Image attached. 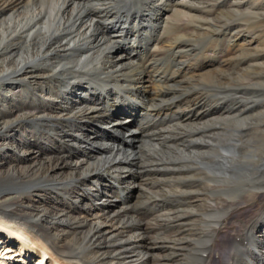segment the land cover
<instances>
[{
  "label": "bare ground",
  "instance_id": "1",
  "mask_svg": "<svg viewBox=\"0 0 264 264\" xmlns=\"http://www.w3.org/2000/svg\"><path fill=\"white\" fill-rule=\"evenodd\" d=\"M226 1L0 0V264H31L34 260L39 264L37 258L44 252L49 264H212V254L219 253L215 240L226 231L232 232L228 235L233 246L223 264H264V126L261 132L251 134L233 126L245 121L253 130L255 118H264V113H250L249 122L239 109L226 114H221V109L220 114L205 116L204 121L187 120L192 113L198 116L205 110L212 115L220 104L216 100L212 106L206 103L210 97L191 87L193 78L185 82L195 95L193 104L183 107L181 100L151 110L138 105L141 96L149 101L170 90L152 80L144 61L137 57L143 49L141 40L149 43L147 50L153 56L169 53L172 65L168 70L180 63L179 70L157 71L156 77L161 76L163 82L174 80L180 70L191 77L211 74L210 81L217 82L216 74L223 71L220 64L198 62L190 67L179 62L176 53L186 46L185 40L175 37L184 36L187 30L209 36L227 24L228 30L244 25L231 18L248 17V11L237 4L251 7V0H229L231 10H219ZM232 31L228 47H236L235 51L255 38L252 32L247 39L245 31ZM162 36L165 40L161 43ZM257 56L261 59L253 64L249 61V65L264 72V52ZM240 61L234 59V65ZM224 74L227 79L234 78ZM194 82L198 86L199 82ZM111 83L128 93L124 103L118 93L115 99L111 97ZM250 86L234 88L253 94L249 106L255 110L264 104V85ZM100 104L116 111L98 122L95 118L105 117ZM199 104L208 108L202 110ZM145 115L152 121L177 115L189 127V136L168 126L159 128L180 142L165 145L170 141L166 136L152 139L147 147L149 154L157 157L154 164L149 163L152 156L134 144L144 129L140 119ZM94 120L101 125L95 126ZM224 121L229 128L220 126ZM67 125L70 127L65 128ZM159 129L156 131L162 132ZM19 131L25 133L18 137ZM205 131L210 132L205 135ZM193 133L197 135L193 137ZM260 145L261 153L256 149ZM131 162L175 165H167L178 180L169 190L170 198L187 211L174 213L172 207L152 196L142 200L143 187L134 182ZM241 204L258 207L238 222L234 215ZM199 208L208 217L199 218ZM191 214L202 219L192 232L185 222Z\"/></svg>",
  "mask_w": 264,
  "mask_h": 264
},
{
  "label": "rangeland",
  "instance_id": "2",
  "mask_svg": "<svg viewBox=\"0 0 264 264\" xmlns=\"http://www.w3.org/2000/svg\"><path fill=\"white\" fill-rule=\"evenodd\" d=\"M170 1V0H169ZM262 2V3H261ZM169 3H171V2H169ZM229 3V0H227L226 2H225V4L224 5H222V6H219V10H225L226 8L228 9L229 7L227 6V4ZM260 4H262V5H260ZM237 5H239V7L241 8V10L242 9H244L245 11H248V13L250 14L248 17L247 16H243V15H241V16H238L237 18L236 17H234V18H231V20H236V22H238V23H243L244 22V25H242V26H244V27H242V26H238V27H233L234 29L236 28V29H238L239 31H243L242 33H244V31H245V34L248 36L247 37V39H249V38H251L250 37V33L252 32V34L255 36V38L254 39H252L251 40V43H249V45L248 46H246L245 48H247L248 47V49H243V47H241L240 49L239 48H237L236 50L237 51H235V48H232V46L229 48L228 46V44H231L232 42H229L230 41V34L233 32L232 30H234V29H230V30H228L227 28H230L229 27V25L227 24V25H224L220 30H216L215 31V33H214V35H204V34H198V33H196V34H189L188 32H190V31H186V34H189L188 36H186V34L183 36V35H181V36H177V35H175V36H177V37H175V38H180L181 37V39H183V41L185 40V42H184V46H186V50H184L183 52H179V53H176V55L178 56V60H179V62H187V64H189V66L190 67H193V64L195 65V63L197 64L198 62H206V64L207 63H212L213 62V64L214 63H216L217 65H218V63L220 64V66L223 68L222 70L223 71H220V72H218L217 74H216V76L215 77H217V82H214V81H210L211 80V74H204V75H202V76H193V77H191V75H190V73H188V72H186V71H183L182 72V70H180V71H177L176 72V78L174 79V80H171V81H168V82H163V78L160 76V78H161V80L160 81H158L160 78L159 77H156V74L158 73L157 71H163V70H165V71H168V72H171L172 70L173 71H175V69H177V70H179L178 68H179V66H180V63H179V65H175V66H173V67H171L169 70H168V66H170V65H172V63H171V58H170V55H169V53H155V55L153 56V54H151L147 49H148V44H144V42H146L145 40H141V42L142 41H144V42H142V43H140V45L142 46V48L144 49H142V51H141V55L139 54L137 57L139 58V59H142V61H144V67H145V69H147L148 71H149V73H150V76H151V79L152 80H156L157 82H160L164 87H169L170 88V90H169V94H167V95H165L164 97H156L155 99H152V100H149V101H147L148 100V98L147 97H143V96H141V98H143V99H141L142 100V103H138V105H139V107L142 109V107H143V109H147V110H151V109H155V108H167V107H169L173 102L175 103V102H179V101H181L182 100V102H183V107H185V103H186V105H187V103L188 104H193L195 101H196V99H195V95L193 94V93H191V92H189V89L185 86V82H188L189 81V79L190 78H193V79H190V84H192L191 85V87L194 89V88H199L200 89V92H202L205 96H207V97H210V98H208L207 99V102L206 103H210V105L212 106V103H213V101L214 100H216L217 102L218 101H220L219 103V105H218V108H215L213 111H216V112H213L212 113V115L210 114L209 115V112H207L206 110L205 111H203V112H201L202 114H205V115H202V114H199L198 116L197 115H195V113H192L191 114V116H190V118L189 119H187V120H195V121H204V120H206V118H208V117H213L214 116V114L215 115H217V114H226V113H234V112H236L238 109H239V112H240V114H241V117L243 118V119H246V121H249L248 119H249V114L250 113H253V112H255V111H257V115H260V114H262V113H264V104H259V105H261L259 108L258 107H255L256 109L254 110L253 109V107H251V106H249L250 105V103H253L254 102V99L252 98V95H251V93L249 92V90L248 91H246L245 89H236V88H234V87H237V86H248V87H250L251 88V84L253 83H258V84H261V85H264V72H262V69H260V67H257V69H254V67H252L251 68V65H249L250 64V62L249 61H251V63L253 64L255 61H257L258 60V58H260V57H258L257 56V54L258 53H260V52H264V0H251V4H250V6L251 7H249L248 6V4H246V3H243L242 5L241 4H237ZM223 7V8H222ZM246 7V8H245ZM248 7V8H247ZM229 10H231L230 8H229ZM220 13V12H219ZM217 15V14H216ZM212 16H214V14H212ZM218 16V15H217ZM217 16H215L216 17V19H217ZM223 20H224V18H222ZM222 19H218V20H222ZM230 20V19H229ZM228 20V21H229ZM225 21V20H224ZM246 24V25H245ZM246 26V27H245ZM245 28H246V30H245ZM224 29V30H223ZM243 29V30H242ZM219 31H221V32H219ZM263 31V32H262ZM249 32V33H248ZM220 34V35H219ZM191 35V36H190ZM195 35V36H194ZM196 35L198 36V35H200L199 37H196ZM202 35V36H201ZM192 36H194V37H192ZM187 37V38H186ZM244 37V36H243ZM165 37L164 36H162V37H160V39H159V42H161L162 43V41L163 40H165L164 39ZM196 38H197V40H196ZM199 38V39H198ZM205 38V39H204ZM208 38H209V40H208ZM216 38V39H215ZM228 38V39H227ZM141 39V38H140ZM171 39L174 41V39H173V37H171ZM188 39H190V40H188ZM204 39V40H203ZM224 39V40H223ZM214 40H216V42L218 43H215V41ZM218 40V41H217ZM123 41H126V40H124L123 39ZM189 41V42H188ZM193 41H195V42H193ZM200 41V42H199ZM254 41V42H253ZM209 44H208V43ZM214 42V43H213ZM186 43V44H185ZM196 43H198V44H196ZM212 43V44H211ZM239 43V42H238ZM145 45V46H144ZM189 46V47H188ZM191 46H193V47H191ZM223 46V47H222ZM226 46L229 48L228 50H226ZM194 47H197L196 49L194 48ZM124 48H125V46H124ZM214 48V49H213ZM185 49V48H184ZM190 50V52H189V50ZM192 49V50H191ZM194 49V50H193ZM128 50V49H127ZM239 50H240V52H239ZM245 51V53H244V51ZM260 52H259V51ZM204 51V52H203ZM235 51V52H234ZM246 51H247V53H246ZM233 52V53H232ZM239 52V53H238ZM249 52V53H248ZM250 52H252V53H250ZM256 52V53H255ZM145 53H146V55L148 56H146L145 55ZM228 53V54H227ZM137 54V53H136ZM168 54V55H167ZM208 54V55H207ZM229 54H230V56H229ZM233 56H232V55ZM237 55V56H235V55ZM247 54V55H246ZM167 55V56H166ZM210 55V56H209ZM216 55V56H215ZM251 55V56H250ZM183 56V57H182ZM208 56H209V58H208ZM211 56H212V58H211ZM229 56V57H228ZM240 56H241V58H240ZM250 56V57H249ZM146 57V58H145ZM215 57H217V58H215ZM149 58V59H148ZM244 58V59H243ZM248 58V59H247ZM143 59H145V60H143ZM151 59V60H150ZM216 60L217 59V61H214V60ZM234 59H238V61L239 60H241L237 65H234ZM247 61H246V60ZM252 59V60H251ZM261 59V58H260ZM148 60V61H147ZM169 60V61H168ZM180 60H182V61H180ZM213 60V61H212ZM225 61V63H227V64H224V61ZM147 61V62H146ZM232 61V62H231ZM245 61V62H244ZM223 62V63H222ZM263 62H264V58H263ZM242 63V64H241ZM148 64V66H146ZM169 64V65H168ZM152 65H153V67H152ZM226 65V66H225ZM229 65V66H228ZM246 65V66H245ZM150 66V67H149ZM234 66V67H233ZM143 67V68H144ZM152 67V68H151ZM156 67V68H155ZM226 67V68H225ZM233 67V68H232ZM160 68V69H159ZM196 68V67H195ZM229 68V70H227ZM232 68V69H231ZM249 68V69H248ZM153 69V70H152ZM235 71H234V70ZM227 70V71H226ZM249 70V71H248ZM155 71V72H154ZM154 74H152V73ZM221 72H224V73H230V74H232V77H234L233 79H227V77H225L224 75V73H221ZM239 73L240 75L239 76H237L236 74L237 73ZM252 72V73H251ZM256 74H254V73ZM187 73H188V76H187ZM259 73V74H258ZM224 74V75H223ZM245 74V75H244ZM252 74H253V76H252ZM258 74V75H257ZM263 74V75H262ZM244 75V76H243ZM247 75V76H246ZM262 75V76H261ZM179 76V77H178ZM205 76V77H204ZM214 76V75H213ZM261 76V77H260ZM135 77H137V75H135ZM185 77V78H184ZM187 77V78H186ZM194 77H195V79H194ZM223 77V78H222ZM257 77V78H256ZM260 77V78H259ZM219 78H220V81H219ZM224 78H226V79H224ZM245 78V79H244ZM202 79L203 80H205V81H202ZM240 79V80H239ZM249 79H250V81H249ZM255 79H257V80H255ZM194 80H197L200 84L203 82V83H207L208 81L210 82H208L207 84H205V86L203 87L202 86V84L199 86V83H198V86L195 84V82H194ZM227 80V81H226ZM230 80V81H229ZM234 80V81H233ZM235 80H237V81H235ZM263 80V81H262ZM176 81V82H175ZM180 81V82H179ZM216 84H214V83ZM231 82V83H230ZM250 82H252L251 84H250ZM164 83V84H163ZM229 83V84H228ZM178 84V85H177ZM180 84H181V86H180ZM211 84V85H210ZM196 87H195V86ZM111 86H113L112 88H111ZM117 86V87H116ZM207 86V87H206ZM217 86V87H216ZM108 87H110L109 88V91L110 90H112V92L110 91L109 93H112L111 94V97H113L114 96V94L115 93H118V95L119 96H121V97H119V99H121L122 100V103H124L125 101H124V98L126 97V96H128V93L126 92L125 93V91L123 92V88H122V86H119V85H116V84H114V83H111ZM118 87H121L122 88V90H120ZM185 87V88H184ZM220 87V88H219ZM116 88H118V89H116ZM183 90H182V89ZM191 88V89H192ZM226 88V89H225ZM171 89H172V91H171ZM173 89H175V90H173ZM186 89H188V90H186ZM178 90V91H177ZM185 90V91H184ZM218 90V91H217ZM121 91V92H120ZM183 91V92H182ZM243 91V92H242ZM188 93H190L191 94V96L193 97V100H192V97L190 96V94H188ZM172 94V95H171ZM182 94H183V96H182ZM180 96V99H177V97H179ZM185 96H187V98L185 97ZM115 97V96H114ZM113 97V98H114ZM182 97V98H181ZM147 98V99H146ZM159 98V99H158ZM164 98V99H163ZM184 98H186L185 100H184ZM115 99V98H114ZM176 99V100H175ZM188 99V100H187ZM195 99V100H194ZM211 99V100H210ZM156 100V101H155ZM166 100V101H165ZM154 101H155V104H154ZM158 101V102H157ZM161 101V102H160ZM187 101V102H186ZM194 101V102H193ZM209 101V102H208ZM253 101V102H252ZM148 104H147V103ZM152 102V103H151ZM166 104H165V103ZM192 102V103H191ZM150 103V104H149ZM146 104V105H145ZM157 104H160V105H157ZM163 104V105H162ZM256 104H258V103H256ZM142 105V106H141ZM148 105V106H147ZM153 105V106H152ZM205 105V104H204ZM223 107H222V106ZM101 106V107H100ZM100 108L102 109V113H103V115L105 116L104 118L103 117H99V119L98 118H95V120L96 121H98V122H101V121H106L107 120V118H106V116H108L107 114H110V115H112L116 110H115V108L113 109V110H107L108 109V107H107V105H104V104H100ZM123 106V105H122ZM150 106V107H149ZM155 106V107H154ZM163 106V107H162ZM173 106V105H172ZM229 106V107H228ZM233 106V107H232ZM249 106V108H250V110H249V108H247V109H245L246 107H248ZM198 107L199 108H202V110L203 109H205V108H208L207 107V105H205V106H203V104H199L198 105ZM231 107V110H229V108ZM227 108V109H226ZM236 108V109H235ZM217 109V110H216ZM223 111H222V110ZM235 109V110H234ZM115 110V111H114ZM220 110L222 111V112H220ZM260 110V111H259ZM113 111V112H112ZM243 111V112H242ZM207 114H206V113ZM220 112V113H219ZM226 112V113H225ZM112 113V114H111ZM245 115H246V118H245ZM204 116V117H203ZM205 116H207L206 118H205ZM145 117V118H144ZM143 117V119L141 118L140 119V124H143L142 125V127L141 128H144V129H142V133L140 132V136L135 140V142H134V144H135V146L137 147V145L136 144H140V147L142 148L141 150L143 151V152H146V153H150L149 151V148L147 147L148 145L147 144H149L150 142L151 143H153V141H151L152 139H156L157 137V139H161V138H163V137H165V139L168 141V140H170V141H168V142H164L165 143V145H167L168 143L169 144H173V143H176V144H178V142H180V140H178V138H174L173 139V137H174V135L171 137V136H167V135H165V133L163 132L166 128L165 127H167V128H171L175 133L176 132H179V133H181V134H184V135H188L189 133H188V126H186V125H184L183 124V122H186V120L185 119H183L182 117H180L179 119L177 118L178 116L177 115H174V116H171L170 118H166V119H168V120H161V119H156V121H152L153 119L151 118V117H149V116H144ZM204 118V119H203ZM103 119V120H102ZM256 120H257V123L255 124V128L253 129V130H250L249 129V127H246V125H244V122L245 121H243V122H234L233 123V126H234V128H236V129H238V128H242L243 130H246V133H247V131H248V134L250 133L251 134V131L252 132H261L262 130H263V126H264V123H263V121H264V118H262V117H260V116H258L257 118H255ZM93 121V123H94V125L95 126H100L101 124L100 123H98V122H96V121ZM101 120V121H100ZM171 120H173V121H171ZM178 120V121H177ZM181 120V121H180ZM87 121V124H89L88 123V120H86ZM176 122V123H175ZM250 122V121H249ZM249 122H246V123H249ZM96 123V124H95ZM181 123V124H180ZM235 124V125H234ZM237 124V125H236ZM240 124L243 126H240ZM163 126V127H162ZM172 126V127H171ZM220 126L222 127V128H229V123L228 122H226V121H224V122H221V124H220ZM238 126V127H237ZM62 127H65V126H62ZM70 126L69 125H67L65 128H69ZM162 127V129H164L163 131L161 130V129H159V128H161ZM157 128L159 129V130H161L162 132H157L158 130H157ZM25 129H28V127L27 128H25ZM149 129H152V130H149ZM217 129V128H216ZM157 130V131H156ZM154 131V132H153ZM181 131V132H180ZM211 131V130H210ZM210 131H205L204 132V134L206 133V134H208ZM155 132H157V133H155ZM212 132V131H211ZM21 133H25V132H23V131H19L16 135L19 137V135L21 134ZM152 133V134H151ZM161 133H163L164 135H162ZM213 133H214V131H213ZM36 134V132L34 133V135ZM154 134V135H153ZM194 134V133H193ZM205 134V135H206ZM143 135V136H142ZM146 135H148V137L146 136ZM152 135V136H151ZM158 135V136H157ZM190 135V134H189ZM188 135V136H189ZM197 134H194L193 135V137L194 136H196ZM144 136L146 137V139L144 138ZM155 136V137H154ZM162 136V137H161ZM141 137V138H140ZM152 137V138H151ZM169 137H171V138H169ZM192 137V136H191ZM142 139V140H141ZM165 139H163V140H165ZM176 139V140H175ZM23 140H26V139H24L23 138ZM140 141V142H139ZM145 141H148V142H145ZM141 142L143 143V144H141ZM145 143V144H144ZM163 143V144H164ZM167 143V144H166ZM255 145V144H254ZM258 145V144H257ZM146 148V149H145ZM263 148V146H257L256 147V149L259 151V153H261L262 152V149ZM246 151H253V149L252 148H244ZM147 154V155H148ZM149 155H151V154H149ZM152 156V155H151ZM150 156V157H151ZM147 157V156H146ZM152 157H154V158H152ZM150 159H149V157H147V159H145V160H147L148 161V159H149V163H155V161H156V163H157V157H156V155L154 154V156H152ZM140 158V157H139ZM138 158V159H139ZM143 158V157H142ZM137 159V160H138ZM144 159V158H143ZM143 159H141V161L143 160ZM145 160H143V161H145ZM155 160V161H154ZM148 162H143V163H134V162H131V171H133V173H134V182L136 183V184H138V187L139 188H142L141 189V191H144L143 193L141 192V194L142 195H140V198L142 199V200H144V196L146 197H149V196H152V197H154V198H156V199H158V200H162V203H164V204H166V205H169L170 207H172V210L174 211V213H176V212H181V213H183L184 211H187V209L185 208V206H183L180 202H175V201H172V199L170 198V195H172V193L171 192H169V190H172L173 188H175L176 187V185H175V183H177V181H176V177L174 178L173 176L174 175H176L175 173H173L172 171L173 170H171L170 168H173V167H175V165H173V164H170V163H163L164 165V167H166L167 165H169V167L167 166L166 168H164L163 166H159V165H153V166H149L150 164H148ZM134 163V164H133ZM173 167H172V166ZM137 166V167H136ZM144 166V167H143ZM149 166V167H148ZM145 167H146V169H145ZM153 167V168H152ZM158 167V168H157ZM135 168H136V170H135ZM138 168V169H137ZM148 168V169H147ZM152 168V169H151ZM157 168V169H156ZM142 169V170H141ZM144 170V171H143ZM146 170V171H145ZM150 170H151V172H150ZM154 170V171H153ZM141 171V172H140ZM155 172V173H154ZM157 172V173H156ZM159 172L161 173L162 172V174H159ZM165 172V173H164ZM171 172V173H170ZM138 173H140V174H138ZM144 173V174H143ZM146 173H147V175H146ZM152 174V175H151ZM159 174V175H158ZM166 174V175H165ZM146 175V176H145ZM156 175H158V176H156ZM170 176V178H169V176ZM173 175V176H172ZM144 176H145V179H144ZM164 176V177H163ZM147 177H149V179L150 180H152V181H150ZM158 179H157V178ZM166 177V178H165ZM143 178V181L141 180ZM152 178V179H151ZM165 178V179H164ZM153 179H155V180H153ZM161 179V180H160ZM173 179V180H172ZM147 180L150 182H148L147 183ZM167 182H166V181ZM171 181L170 182V184H169V186H168V183H169V181ZM141 183H140V182ZM158 181V182H157ZM161 181V182H160ZM140 184H139V183ZM155 182V184H152V183H154ZM175 182V183H174ZM142 183H144V184H146V185H144V184H142ZM147 184H149V185H147ZM171 184H174V185H171ZM160 185V186H159ZM142 186V187H141ZM153 186V187H152ZM168 186V187H167ZM146 187V188H145ZM150 188V189H148V188ZM173 187V188H172ZM260 188H262V187H260ZM156 190L155 192H153L154 190ZM164 189V190H163ZM152 190V191H151ZM159 190V191H158ZM152 192V193H151ZM145 194V195H144ZM147 194V195H146ZM151 194V195H150ZM261 196H263V194H261ZM165 200V201H164ZM167 201H168V203H167ZM172 201V202H171ZM169 202L171 203V204H169ZM175 203V204H174ZM181 205V206H180ZM176 206V207H175ZM182 206H183V208H182ZM256 207H258V206H256ZM256 207L254 206V205H252V206H250V204L247 206V205H245V204H241V205H239V209H241L240 210V212H237L235 215H234V218L238 221V222H240V221H242V220H245V219H247L250 215H252L253 214V212H254V210L256 209ZM182 208V209H181ZM198 211V210H197ZM201 211V208H199V212ZM201 214H200V216L201 217H199V218H202L203 219V217L204 218H206V217H208V215H207V212H205V211H202V212H200ZM205 214H206V216H205ZM191 219H190V218ZM186 220H185V222L186 223H189V224H187V227L189 228V231L190 232H192L190 229L192 228V227H198V223L200 224L201 223V220L199 221L198 220V217L197 216H193L192 214L191 215H189V216H186ZM193 219H195L194 220V224L192 223V221H193ZM197 219V220H196ZM188 220V221H187ZM196 224V225H195ZM228 233H230V232H227L226 231V233L225 232H222V233H220L219 234V236H218V238H217V240H215V244L216 245H219L217 248H218V251H219V253H216V254H212V261H213V263L212 264H223L222 263V260L223 259H225V260H227L228 258H227V255L226 254H228L229 253V251L231 250V246H233V244H231V239H229L231 236L230 235H228ZM232 233V232H231ZM230 233V234H231ZM6 237V236H5ZM232 238V237H231ZM4 239V238H3ZM230 240V241H228V240ZM245 242H248V240H246ZM199 254H196V256H198Z\"/></svg>",
  "mask_w": 264,
  "mask_h": 264
}]
</instances>
